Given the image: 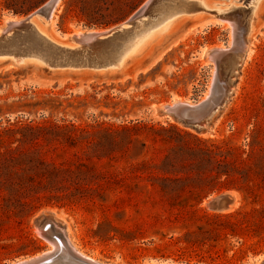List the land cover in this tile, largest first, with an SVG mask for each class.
Listing matches in <instances>:
<instances>
[{"label":"rangeland","instance_id":"obj_1","mask_svg":"<svg viewBox=\"0 0 264 264\" xmlns=\"http://www.w3.org/2000/svg\"><path fill=\"white\" fill-rule=\"evenodd\" d=\"M46 1L16 14L5 7V0H0V26L6 16L24 17ZM144 1L59 0L47 34L67 40L65 35L77 29H108L126 20ZM207 1H222L216 7L225 9L234 0ZM243 1L235 0V5L243 6ZM200 13L184 18L177 27L155 38L122 74L48 71L30 65L20 68L0 60V129L7 125L47 126L37 143L21 144L27 149V156L19 163L0 167V264H12L47 249V240L38 232L39 221L46 215L64 229L77 250L103 263L262 261L264 0L253 5V26L230 90L208 126L196 130L163 112L161 106L174 98L205 99L213 71L220 69V59L217 57L216 64L207 52L215 53L214 48L220 45L238 47L229 26L223 25L228 19L205 27L201 24L214 17L205 11ZM137 122L172 125L182 135L174 130L152 132L141 127L130 132L132 140L126 146H116L106 155H99V149L91 146L103 128ZM82 127L89 131H82ZM69 136L75 144H70ZM4 145L5 142L0 144V150ZM173 146L183 149L179 175L197 176L206 188L216 183L225 185L218 191L206 192L199 202L188 198L184 209L193 212L188 215L177 214L180 207L171 205L167 195L159 190L164 184L162 175H171L162 163L165 155L172 156ZM189 147L212 151L191 154ZM214 159L225 163L216 166ZM12 188L31 189L27 196L30 203L22 206L15 201L16 194L8 190ZM220 193L230 194L233 205L222 211L210 209L207 201ZM237 210L241 211L237 218L242 219L243 230L237 235L228 231L215 240L211 251L217 250V257L211 259L203 254L199 260L198 256L180 257L174 252L184 242H170L204 223L202 211Z\"/></svg>","mask_w":264,"mask_h":264},{"label":"bare ground","instance_id":"obj_2","mask_svg":"<svg viewBox=\"0 0 264 264\" xmlns=\"http://www.w3.org/2000/svg\"><path fill=\"white\" fill-rule=\"evenodd\" d=\"M58 1L47 0L44 5L46 8L51 7L47 14L33 12L28 22L18 28L14 27L22 17L6 16L3 25L0 26V60L2 63H11L20 68L30 65L33 68L48 71L122 74L126 66L140 55L155 38L162 36L164 31L177 27L179 22L186 17H197L201 11H205L214 19L205 20L201 25L206 27L209 23H222V19H228L223 25L229 26L234 34V42L238 46L227 48L220 45L214 48L215 53L207 52L210 60L213 61L217 57L220 59V69L213 71L212 85L205 92V99L202 100L207 99L213 102L219 99L223 88H226L227 92L231 88L232 77L246 51L248 34L253 26L251 21L253 5L257 3V0H245L241 2L244 4L242 6L235 5L234 0L227 8L219 9L216 6L223 3L222 1H210L209 3L207 0H156L144 16L137 18L132 24H121L118 31L102 35L101 33L107 29H93L86 32L77 29L67 35L64 34L67 40H59L47 34ZM206 3L211 7H208ZM5 23L9 24L6 26ZM221 55L223 57H219ZM173 102L185 105V107L193 106L192 101L177 98L166 104L172 105ZM231 204L230 207L233 205ZM53 222L59 226L55 221ZM59 227L62 232L60 241L45 237H52L55 230L45 234L38 227V232L47 240L48 247L36 255L51 253L65 244L79 254L82 253L70 242L64 229ZM81 255L97 264H108L94 260L83 253ZM29 257L23 259H29ZM262 257L264 259V254Z\"/></svg>","mask_w":264,"mask_h":264},{"label":"trees","instance_id":"obj_3","mask_svg":"<svg viewBox=\"0 0 264 264\" xmlns=\"http://www.w3.org/2000/svg\"><path fill=\"white\" fill-rule=\"evenodd\" d=\"M45 0H5V7L10 9L13 13H25L34 7L40 5ZM75 128L74 125H71ZM47 126L44 125H18L12 126L7 125L0 129V144H4L3 150H0V167L2 164L19 163L25 156H27V149L21 147V144L28 141L37 143L38 139L41 136V132ZM144 127L148 128L152 132L156 131H169L174 130L178 136H181L179 130H177L174 126H155L154 124H143L140 122L133 123L131 125H122L117 128L106 127L101 130L100 138L98 140L92 141L91 146L99 149V155H106L108 152L113 150L116 146H126L131 140L130 132L132 130H138L139 128ZM82 131L88 132L87 127L80 128ZM194 137V136H193ZM70 144H75L73 137L69 136ZM195 139H198L195 137ZM16 142L13 146L11 143ZM216 148V146L214 145ZM182 148L180 146H173L171 148L172 156L165 155L162 165L166 166L165 172L171 173V175H162V179L164 184L159 187V190L167 195L170 200L171 205H177L180 207V210L177 214L179 215H188L192 214V211H188L185 208L188 198L195 199L199 202L204 194L210 190L218 191L220 190L224 184H214L209 185L210 187L206 188V184L203 183L201 178L197 176H192L188 174L186 176H181L178 174V166H179V156L182 152ZM187 150L191 154H195L197 151L205 150L210 153L212 150L208 148L199 147V149H195L193 147H189ZM97 151V150H96ZM28 159L32 158L28 156ZM4 161V162H2ZM41 162V159L39 160ZM215 161V162H214ZM214 163L216 166L224 164L221 159H214ZM220 172H217L216 175L219 176ZM224 174L225 173L224 171ZM216 175L214 177H216ZM186 181V182H185ZM10 194H12L11 190L16 194L15 201L19 204L28 205L30 203L29 192L31 189L22 191L21 189H8ZM34 192V191H33ZM186 195V196H184ZM184 196V197H183ZM8 198V196L6 197ZM241 214L240 210L234 212H215L210 213L206 211H202L201 218L205 221L202 224H198L195 229L187 230L184 232L182 237H177L170 243H180L183 241L184 243L181 245H177L174 249V252L178 256H198L199 260L203 258V254H206L207 257L214 259L218 256V251L211 249L215 246L214 242L219 236H224L228 233L231 234H241L243 227L240 226L242 219H238L237 215ZM207 245V248L203 249L202 247ZM168 245L164 246L167 247ZM156 250L159 252L161 248L157 247Z\"/></svg>","mask_w":264,"mask_h":264},{"label":"water","instance_id":"obj_4","mask_svg":"<svg viewBox=\"0 0 264 264\" xmlns=\"http://www.w3.org/2000/svg\"><path fill=\"white\" fill-rule=\"evenodd\" d=\"M156 0H145L126 20L110 27L107 31L101 33L102 35L108 34L109 32L118 31L121 27V24H132L137 18L144 16L150 8L153 6ZM44 5V4H43ZM41 6L37 8L35 13H45L49 12L51 7ZM32 12V13H33ZM32 13L25 15L19 20V23L14 28H18L28 22ZM9 23H5L7 26ZM217 64V59L213 60ZM228 92L226 88L222 89L220 93L219 99L216 101H197L196 99L191 100L193 106L185 107V105H180L176 103H172V105L164 104L161 106V110L165 113H170L173 117L181 122L183 125L191 127L193 129H201L208 126L209 120L212 117L213 112L216 110L217 106L221 104L224 100ZM233 202V198L228 193H220L207 201V206L215 211H222ZM41 232L45 234H49L51 230H55L52 237H46V239H54L56 241H60L62 238V232L60 231V227L56 226L49 215L44 216L38 224ZM56 227V228H55ZM54 228V229H53ZM162 262L161 264H165L166 261H158ZM97 264L95 262L90 261L86 257L79 254L73 248L68 245H64L63 247L57 248V250L51 253H43L40 255L30 256L29 259H18L15 260L12 264ZM249 264H255V261L250 262ZM256 264H264V259Z\"/></svg>","mask_w":264,"mask_h":264}]
</instances>
